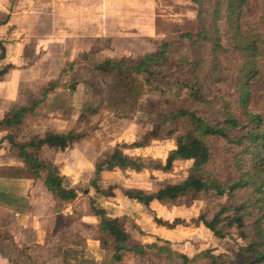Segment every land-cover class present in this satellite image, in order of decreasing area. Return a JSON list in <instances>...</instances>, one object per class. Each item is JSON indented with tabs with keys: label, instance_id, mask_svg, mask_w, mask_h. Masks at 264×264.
Returning a JSON list of instances; mask_svg holds the SVG:
<instances>
[{
	"label": "trees",
	"instance_id": "obj_1",
	"mask_svg": "<svg viewBox=\"0 0 264 264\" xmlns=\"http://www.w3.org/2000/svg\"><path fill=\"white\" fill-rule=\"evenodd\" d=\"M191 3L196 8L194 31L183 32L176 41H159L155 51L144 54L134 64H129L124 59L106 58L95 62L88 58L85 65L92 71L111 76L112 89L123 91L126 101L134 97L136 77H141L147 87L161 92L153 82L173 78L174 73H180L183 75L180 85L188 90L189 98L215 109L212 99L204 91L201 75L205 67H209L213 74L220 69L218 54L225 48L221 43L218 24L224 22L231 44L239 52L241 59L235 73L238 87L236 101L243 118L237 115V111L227 101L221 102V109L215 111L217 119L212 121L191 108L160 111L157 113L156 124L145 137V141L135 142L131 146L145 147L149 139L175 135L176 148L168 153L165 162L126 156L117 147L105 159L99 160L95 169L97 175L117 168L136 172L147 169L170 172L176 161H191L190 174L181 182L166 184L154 192L126 188H122V192L129 199L146 206L152 202H172L188 194L214 193L217 197L224 198L225 201L212 220L208 221L204 215L199 220L219 239H225L229 235L224 231L225 227L234 228L241 240L239 243L234 239L242 258L239 261L221 260V256L214 254L212 249L190 256L174 249V244L167 240H161L163 244L134 241L118 219L107 218L105 210L95 206L91 200V210L98 219V232L113 238V264H126V256L144 261L149 255L163 264H196L204 259L208 260V264H264V99L258 101L260 88L264 87V34L244 32L242 28L247 14H255L261 25H264V15L260 13L264 8V0H191ZM185 40L191 46L199 47H193L190 61L175 58L171 54L173 45ZM207 46H210L209 54L204 55L200 51ZM209 59L211 60L208 63ZM11 68L13 66L8 65L2 69L0 77ZM61 78L62 74L57 80L42 87L40 99L33 106L22 103L13 105L0 120V130L6 131V139L24 161V171L43 181L46 189L55 198L70 203L77 198L78 190L65 185V177L41 152L44 148L64 151L84 139L86 134L49 128L43 136H35L27 141H19L15 136V132L21 130L25 118L36 115L38 105L63 85ZM75 86L73 84L70 88L74 90ZM252 102L260 104V108L251 109ZM210 138L225 141L239 149L233 157L237 167L235 177L221 180L207 170L206 167L213 157ZM93 186L105 196L114 195L112 189H100L96 183ZM155 219L161 225H172Z\"/></svg>",
	"mask_w": 264,
	"mask_h": 264
},
{
	"label": "rangeland",
	"instance_id": "obj_2",
	"mask_svg": "<svg viewBox=\"0 0 264 264\" xmlns=\"http://www.w3.org/2000/svg\"><path fill=\"white\" fill-rule=\"evenodd\" d=\"M160 4H162L160 10L171 17L170 32H175L177 29L175 20L185 19L186 26L190 24L188 20L196 12L190 0H162ZM260 13L264 15V8ZM218 25L221 43L225 48L218 54L220 69L213 74L209 67H205L201 75L204 91L207 97L212 99L215 109L209 105L196 103L189 98L188 90L180 85L183 79L180 73H174L173 78L155 80L153 85L161 89V92L147 87L141 77H136L134 97L126 101L123 91L112 89L113 78L111 76L92 71L85 65L88 58L100 62L94 56L83 54L79 60H74L69 64L62 62L60 65H43L42 62H37L38 57H34L33 51H29V60L25 68L31 66L30 69L34 70L27 72L22 80V104L33 106L40 99L41 88L48 82L57 80L61 74L63 85L38 105L36 115H29L25 118L21 130L15 132V136L19 141H27L35 136H43L49 128L61 132L74 130L86 134L84 139L68 148L67 151L59 152L44 148L41 154L59 169L60 174L65 177L67 187H74L78 190L77 198L71 203L77 208L75 211L80 217H77L78 224L70 228L68 233L72 236L75 233L89 238L99 234L101 245L99 256L100 259L102 258L100 264H110L108 258L113 255L112 251L114 253L113 238L98 232V220L93 215L90 201L93 200L95 206L99 208L119 209L107 202H116L117 195L121 200L125 196L122 188L154 192L166 184L181 182L190 174L192 162L176 161L170 172L148 169L136 172L117 168L104 171L100 175L96 173L95 164L109 156L117 147L126 156L165 162L168 153L176 148L175 135L149 139L145 147L131 146L135 142L145 141V137L155 126L157 113L160 111L170 112L175 109L191 108L200 113L202 117L212 121L217 119L215 111L221 109V102L227 101L237 111V115L243 118L242 110L236 101L238 87L235 71L241 64L240 54L231 44L225 23L219 22ZM242 28L244 32L264 34V25H261L255 14L246 15ZM178 37L174 34L173 41H176ZM193 47L199 48L198 45L191 46L190 42L185 40L174 44L171 54L175 58L190 61ZM209 48L210 46H207L198 51L208 55ZM52 53L58 54L59 51L57 49ZM210 60L207 62L209 63ZM35 62L39 65L34 66ZM73 84L76 85L74 90L70 88ZM259 92L261 95L258 96V101H261L264 99V87L260 88ZM250 108L259 109L260 104L252 102ZM209 143L213 147V157L206 167L207 170L221 180L235 177L237 167L233 157L239 149L215 138H210ZM14 153H17L16 149ZM94 183L100 189H112L114 195L108 197L98 192L93 186ZM224 201V198H219L214 193H200L188 194L175 201L162 204L164 206L157 211L160 217L158 219L166 221L165 219L170 217L171 221H178L174 223V225L177 224L179 232L178 240H175L174 245L172 244L174 249L190 256L206 249H212L214 254L221 256V260L239 261L242 254L238 251L234 239L239 243L241 240L237 237L236 230L225 227L224 231L229 235L225 239H219L214 237L199 220L202 215L208 221L212 220ZM131 203L132 205L124 203L121 209L133 211L136 209V204L134 201ZM79 218H82V225L79 223ZM120 220L121 224L127 226L132 237L141 238L143 233L136 227L131 216L125 215ZM223 224L224 222L220 227ZM159 244L163 243L159 241ZM86 249L85 246L77 250L71 248L67 251V261L72 264L75 260L80 264H95V256ZM103 250L107 252L104 253ZM124 261L127 262L126 264H163L154 259L152 255L145 257L144 261L126 256ZM196 264H208V260H200Z\"/></svg>",
	"mask_w": 264,
	"mask_h": 264
},
{
	"label": "crops",
	"instance_id": "obj_3",
	"mask_svg": "<svg viewBox=\"0 0 264 264\" xmlns=\"http://www.w3.org/2000/svg\"><path fill=\"white\" fill-rule=\"evenodd\" d=\"M161 1L0 0V71L13 66L0 77V120L13 105L22 103V80L34 70L31 66L25 68L30 50L43 65L69 64L83 54L97 61L124 59L134 64L144 54L155 51L159 41L172 42L174 34L195 30L196 12L192 7L195 13L188 20L191 25L185 26V19H177V29L170 32L171 17L160 10ZM57 49L58 54L52 53ZM5 136L6 131L0 130V264H72L67 261V251L84 246L95 256V264H100V235H69L68 230L78 224L77 208L55 198L43 181L27 174L24 161ZM118 197L114 198L116 202L107 203L119 209H102L107 218L119 222L125 215L131 216L143 233L135 239L122 224L132 240L143 244L161 240L174 244L178 240L174 220L165 219L172 225L156 222L155 218H160L157 211L164 203L146 206L126 196L121 200ZM132 201L136 209H121L124 203L132 205ZM111 258L108 260L113 264ZM73 264L80 262L75 260Z\"/></svg>",
	"mask_w": 264,
	"mask_h": 264
}]
</instances>
